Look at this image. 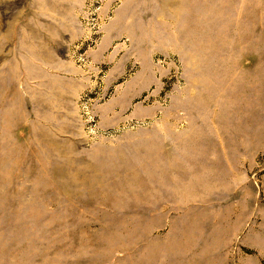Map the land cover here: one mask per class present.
<instances>
[{
	"label": "rangeland",
	"instance_id": "374dc122",
	"mask_svg": "<svg viewBox=\"0 0 264 264\" xmlns=\"http://www.w3.org/2000/svg\"><path fill=\"white\" fill-rule=\"evenodd\" d=\"M0 264H264V0H0Z\"/></svg>",
	"mask_w": 264,
	"mask_h": 264
}]
</instances>
